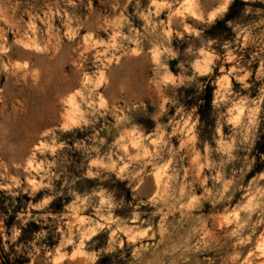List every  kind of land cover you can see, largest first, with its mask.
<instances>
[{"label": "clouds", "instance_id": "clouds-1", "mask_svg": "<svg viewBox=\"0 0 264 264\" xmlns=\"http://www.w3.org/2000/svg\"><path fill=\"white\" fill-rule=\"evenodd\" d=\"M261 145L264 0H0V264H264Z\"/></svg>", "mask_w": 264, "mask_h": 264}, {"label": "rangeland", "instance_id": "rangeland-1", "mask_svg": "<svg viewBox=\"0 0 264 264\" xmlns=\"http://www.w3.org/2000/svg\"><path fill=\"white\" fill-rule=\"evenodd\" d=\"M205 99L207 103L201 107L202 118H206L210 110L211 89H209V99L207 100V97H205ZM260 147L262 150H264V145H261Z\"/></svg>", "mask_w": 264, "mask_h": 264}, {"label": "trees", "instance_id": "trees-1", "mask_svg": "<svg viewBox=\"0 0 264 264\" xmlns=\"http://www.w3.org/2000/svg\"><path fill=\"white\" fill-rule=\"evenodd\" d=\"M206 97H207V100H208L209 99V90H208V93H207V96Z\"/></svg>", "mask_w": 264, "mask_h": 264}]
</instances>
